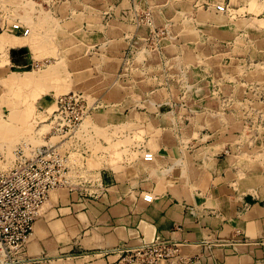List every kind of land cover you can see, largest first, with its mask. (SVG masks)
I'll return each mask as SVG.
<instances>
[{
  "label": "rangeland",
  "instance_id": "obj_1",
  "mask_svg": "<svg viewBox=\"0 0 264 264\" xmlns=\"http://www.w3.org/2000/svg\"><path fill=\"white\" fill-rule=\"evenodd\" d=\"M69 1L61 0L59 5L47 7L38 0H0V27L3 26L0 33L16 40V46L30 44L35 57L28 62L29 53L23 50V63L12 65L6 74L0 73V143L41 142L35 134L36 123L49 117L56 107L55 97L81 89L103 103L93 110L76 136L68 139L73 158L85 162L84 170L79 173L84 175L88 192L111 190L115 183L124 181L128 175L130 178L135 167L141 166L146 150L155 154L168 142L179 143L181 153H199L203 157L214 144L227 143L222 154L235 155L233 162L240 168V176H256L264 182V90L253 92L255 99L263 102L256 101L258 106L251 97L246 102L240 100L243 94L240 86L264 85V71L248 73L253 60L224 58L228 50L222 42L235 39L231 46L235 56L257 50L264 53V0H251L248 7H259L254 10L253 21L239 15L230 18L231 15L219 12L212 16L203 12V8L196 15L191 11L192 4H188L192 0H176L174 3L180 7L171 2L165 9L171 20L159 25L163 17H158L151 7L149 32L127 37L129 43H125L124 50L134 59L123 66L117 81L102 75L100 70L107 68L103 60H84L80 56L89 52L106 54L118 46H110V42L95 45L94 41L102 35L89 39L88 32L69 37L67 28L72 22L52 13L61 7L65 14ZM77 4L83 7L84 1L77 0ZM84 8L91 9L90 12L94 9ZM196 16L198 24L193 20ZM86 18L92 22L101 19L93 13ZM228 19L232 27L224 32L220 25H226ZM16 20L31 25L30 36H15L18 33L10 25ZM210 20L216 21L215 26L210 27L213 24ZM50 21L53 26L46 36L36 33L38 26ZM242 28H249L242 32L246 34L245 41L240 34ZM213 35L219 38L214 39ZM253 40H257L260 49L258 46L256 49ZM4 49H0L1 65L6 61ZM169 55H178V59L167 60ZM81 64L92 75L80 77ZM259 66L264 68L262 63ZM28 70L30 74L24 75ZM13 72L28 81L9 83ZM125 95L131 98L130 104L116 101ZM143 96L145 102L140 100ZM198 117L200 123L195 124L192 119ZM42 126L40 131H45L44 127L50 123L44 122Z\"/></svg>",
  "mask_w": 264,
  "mask_h": 264
},
{
  "label": "crops",
  "instance_id": "obj_2",
  "mask_svg": "<svg viewBox=\"0 0 264 264\" xmlns=\"http://www.w3.org/2000/svg\"><path fill=\"white\" fill-rule=\"evenodd\" d=\"M83 1L84 6L80 7L77 0H70L65 14L61 12V7L52 13L56 17H62L64 21L72 22L67 28L69 37L88 32L89 39L102 35L94 41L95 45L110 42V46H118L112 47L106 54L89 52L80 56L84 60H103L108 69H101L102 75L107 74L112 79L115 78V81L122 75L123 66H128L130 59H134L124 50L125 43H129L127 37L132 33L145 35L149 32L148 24L135 22L132 7H138L139 12L145 7H152L158 17H163L159 25H166L171 20L165 11L171 2L175 7H180L178 3H174L178 0ZM190 2L188 4H192L191 11L196 15L203 8V12L215 16L218 12L216 3L224 2L234 12L229 14L230 18L239 15L241 19L250 21H253L254 10L259 9L248 7L251 0ZM84 7L94 9L90 12L91 9ZM106 11L112 12L107 21ZM90 13L100 17V21H89L86 17ZM193 20L198 24L197 16ZM229 20H226V25H220L224 32L232 27ZM209 22L213 23H210V27L215 26L216 21ZM52 26V21L38 26L36 33L46 36ZM2 28L3 26L0 30ZM245 29L242 28L240 34L243 35ZM15 36L25 37L20 34ZM213 37L219 38L215 35ZM244 37L246 34L243 35V41L247 40ZM232 41L234 45L235 39L222 41L225 43L224 49L227 47L228 50L224 53V58L253 60V68L250 67L251 71L248 73L264 71L259 66L260 63L264 64L262 50L235 56L237 54L231 51ZM253 42L256 49L257 46L260 49L257 40ZM25 45L27 47L10 45L4 49L6 61L0 64V73L6 74L12 65L22 64L23 50L29 53L27 61H34L32 46L27 43ZM245 46L247 48V41ZM251 46L253 47L252 43ZM239 47L240 50H245V47ZM1 57L0 54V61ZM174 59H178V55H169L167 58ZM83 66L84 64L80 66V77L92 75L86 65L84 68ZM144 88L146 91L147 88ZM260 90H264L261 83H245L240 86V92L243 93L240 100L246 102L251 97L258 106L253 92ZM118 99L116 101L123 102V105L131 101L127 95ZM140 100L146 101L144 96ZM192 121L200 123L199 117ZM177 144L179 143L168 142L162 145L154 154L153 161H146L142 157L141 166L135 167L130 178L129 175L126 176L124 181L115 183L111 190L99 195L88 196L68 189L52 191L27 244L28 255L41 259L35 264H116L112 262L117 256L106 254L110 249L123 245L134 247L158 238L177 243L180 249L176 257L164 259L158 264H264V182L256 176H240V168L233 162L235 155L222 154L227 143L214 144L204 157L199 153H181ZM142 190L152 191L155 199L152 202L144 201L139 196ZM190 208H194L196 214L191 213Z\"/></svg>",
  "mask_w": 264,
  "mask_h": 264
},
{
  "label": "built area",
  "instance_id": "obj_3",
  "mask_svg": "<svg viewBox=\"0 0 264 264\" xmlns=\"http://www.w3.org/2000/svg\"><path fill=\"white\" fill-rule=\"evenodd\" d=\"M38 1L47 7L61 2ZM215 7L220 13L234 14L229 4L224 2L216 3ZM132 9L136 23L150 24L151 7H145L142 12L137 7ZM111 16L112 12L106 11V21ZM10 27L23 36L32 33L31 27L20 20L11 23ZM102 104L81 89L62 93L55 97L53 105L56 107L49 117L36 123L39 126L36 135L42 139L41 142L24 140L15 145L0 143V264H35L41 260L28 255L27 244L52 191L68 189L88 196L101 193L102 190H86L84 175L79 173L84 170L85 162L73 158L68 139L76 136L84 121ZM44 122L50 123V126L48 130L40 131V125ZM143 158L153 161L154 153L146 150ZM139 196L146 202L155 199L152 191L142 190ZM189 211L196 214L194 208ZM179 250L177 243L158 238L134 247L119 246L106 254L117 256L112 262L116 264H158L164 259L176 257Z\"/></svg>",
  "mask_w": 264,
  "mask_h": 264
},
{
  "label": "bare ground",
  "instance_id": "obj_4",
  "mask_svg": "<svg viewBox=\"0 0 264 264\" xmlns=\"http://www.w3.org/2000/svg\"><path fill=\"white\" fill-rule=\"evenodd\" d=\"M15 44H17L16 43V40H13V39H10L9 37H7V36H5L4 34H0V49L1 48H6V47H8V46H10V45H15ZM24 75H29L30 74V71L28 70V71H24V73H23ZM14 75V76H13ZM23 81H28V79L26 80V78H22V77H20V76H17V73L16 72H13V74H12V76L9 78V83H11V84H18V82H21V83H23ZM24 84V83H23ZM36 96V95H35ZM35 118V117H34ZM45 119L43 118V119H41V121H44ZM33 121H34V119H33ZM35 122V121H34ZM2 124V123H1ZM84 124V123H83ZM48 125V124H47ZM5 126V125H4ZM36 126V125H35ZM86 126V125H85ZM32 127H34L33 125H32ZM39 127V126H38ZM37 127V128H38ZM34 128H36V127H34ZM43 128V126L41 127V129ZM44 128H49V127H44ZM29 129V128H28ZM45 129V130H46ZM33 130V129H32ZM44 130V129H43ZM36 132H37V130H35ZM34 131V132H35ZM80 131H81V129H80ZM36 134V133H35ZM83 135V134H82ZM36 139V138H35ZM83 139V138H82ZM37 140V139H36ZM39 140H41V139H39ZM38 140V141H39ZM31 141H33V140H31ZM76 154V153H75ZM76 158V157H75ZM252 175V174H251Z\"/></svg>",
  "mask_w": 264,
  "mask_h": 264
}]
</instances>
